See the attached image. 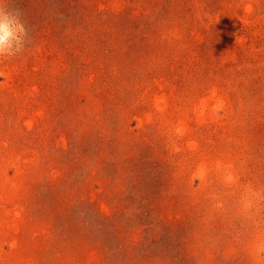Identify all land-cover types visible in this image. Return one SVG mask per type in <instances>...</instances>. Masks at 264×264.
Instances as JSON below:
<instances>
[{"label": "rangeland", "instance_id": "374dc122", "mask_svg": "<svg viewBox=\"0 0 264 264\" xmlns=\"http://www.w3.org/2000/svg\"><path fill=\"white\" fill-rule=\"evenodd\" d=\"M0 264H264V0H10Z\"/></svg>", "mask_w": 264, "mask_h": 264}, {"label": "clouds", "instance_id": "9594fccd", "mask_svg": "<svg viewBox=\"0 0 264 264\" xmlns=\"http://www.w3.org/2000/svg\"><path fill=\"white\" fill-rule=\"evenodd\" d=\"M30 43L28 29L19 10L10 0H0V59L22 55Z\"/></svg>", "mask_w": 264, "mask_h": 264}]
</instances>
